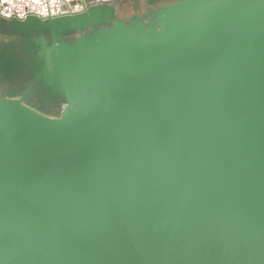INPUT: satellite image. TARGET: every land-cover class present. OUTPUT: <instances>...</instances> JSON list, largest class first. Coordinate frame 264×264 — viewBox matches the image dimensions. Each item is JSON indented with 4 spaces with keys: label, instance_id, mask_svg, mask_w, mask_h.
<instances>
[{
    "label": "water",
    "instance_id": "1",
    "mask_svg": "<svg viewBox=\"0 0 264 264\" xmlns=\"http://www.w3.org/2000/svg\"><path fill=\"white\" fill-rule=\"evenodd\" d=\"M142 2L0 18L68 106L0 97V264H264V0Z\"/></svg>",
    "mask_w": 264,
    "mask_h": 264
},
{
    "label": "flooded vegetation",
    "instance_id": "2",
    "mask_svg": "<svg viewBox=\"0 0 264 264\" xmlns=\"http://www.w3.org/2000/svg\"><path fill=\"white\" fill-rule=\"evenodd\" d=\"M110 1L115 5L125 4L131 10V15L141 11L143 13V0ZM49 37L48 34L39 32L25 36L0 32V97L17 101L44 117L59 118L68 106L62 104L58 98L51 99L31 80L35 74L34 58L39 52L34 40ZM77 37L78 35L63 37V42L73 44Z\"/></svg>",
    "mask_w": 264,
    "mask_h": 264
},
{
    "label": "built area",
    "instance_id": "3",
    "mask_svg": "<svg viewBox=\"0 0 264 264\" xmlns=\"http://www.w3.org/2000/svg\"><path fill=\"white\" fill-rule=\"evenodd\" d=\"M82 10L81 0H0V18L57 17Z\"/></svg>",
    "mask_w": 264,
    "mask_h": 264
}]
</instances>
